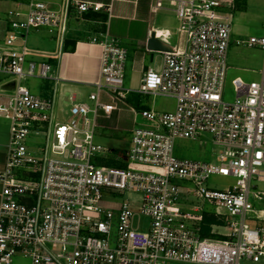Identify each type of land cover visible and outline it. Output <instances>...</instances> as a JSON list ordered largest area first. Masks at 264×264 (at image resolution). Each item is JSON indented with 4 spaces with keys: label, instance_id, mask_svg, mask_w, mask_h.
<instances>
[{
    "label": "built area",
    "instance_id": "built-area-1",
    "mask_svg": "<svg viewBox=\"0 0 264 264\" xmlns=\"http://www.w3.org/2000/svg\"><path fill=\"white\" fill-rule=\"evenodd\" d=\"M103 8L66 1L53 11L29 0L6 14L0 75L15 88L0 92V118L10 123L0 171V264H12L16 256L31 264H264V213L252 202L262 201L264 193L251 192L253 180L264 182V64L259 81L236 78L235 101H223L232 42L225 8L230 5L223 0H155L152 5L154 12L173 14L183 45L164 52L160 69L148 67L136 92L173 99L174 110L129 107L128 51L107 32L90 41L102 48L100 80L88 96L93 106L71 95L70 107L62 109L61 80L54 73L59 53L33 51L25 38L46 28L62 48L72 17ZM246 45L264 56V36L250 37ZM33 55L43 60L30 59ZM28 78L52 83L51 94H33L20 84ZM124 108L142 120L129 130L126 167L103 165L110 151L95 142L98 120H110ZM204 134L219 149L217 163L175 156L177 140ZM214 177L232 178L234 185L213 189L208 182ZM131 194L138 201L119 200ZM192 199L215 210L193 205V214L186 212L182 202ZM205 213L218 221L211 234L224 239L201 236ZM136 214L150 220L146 232L133 226Z\"/></svg>",
    "mask_w": 264,
    "mask_h": 264
},
{
    "label": "crops",
    "instance_id": "crops-1",
    "mask_svg": "<svg viewBox=\"0 0 264 264\" xmlns=\"http://www.w3.org/2000/svg\"><path fill=\"white\" fill-rule=\"evenodd\" d=\"M28 1L0 0V41L4 39L8 26L5 13L9 9L15 8L17 3H21L24 7ZM37 1L46 3L53 11H60L66 1H83L100 4L104 7L100 12H90L92 14V16L90 15V19L85 18V15L89 13L84 14L81 18L72 17L69 21L66 40L62 48L59 47L54 34L46 28L32 30L26 36L25 45L29 49L47 55L59 53L54 73L61 80V89H85L89 91V94L94 91V85L100 80V56L102 48L90 41L94 37L102 38V34L107 32L118 40L121 47L128 51L125 85L127 89L132 91L129 97L130 100L128 99L129 107L135 109L137 112L141 110L163 112L157 108L154 98L141 96L136 91L140 86L143 73L148 67L160 69L164 61V52L175 46L183 45V38L177 32L178 25L172 13L154 12L152 5L155 3V0H113L108 13L105 8L110 5V0ZM250 2L252 3L251 0H247V9L251 7ZM104 18H106V21H104ZM152 34L160 42V50L149 49L148 41ZM174 37L176 38V44L171 43ZM230 50L231 48H229ZM30 59L36 61L43 60L40 55H33ZM50 62L55 63L56 60L51 59ZM46 83L40 93L43 97L51 94L49 82L47 81ZM14 88L15 82L12 80L0 82V92H12ZM72 95L78 99L77 93ZM174 108L175 106L172 110ZM113 115L134 114L130 109L124 108L119 112H114ZM113 119H116V116ZM257 211H263L264 213V210Z\"/></svg>",
    "mask_w": 264,
    "mask_h": 264
},
{
    "label": "rangeland",
    "instance_id": "rangeland-1",
    "mask_svg": "<svg viewBox=\"0 0 264 264\" xmlns=\"http://www.w3.org/2000/svg\"><path fill=\"white\" fill-rule=\"evenodd\" d=\"M230 5V8H225V12L230 17L232 27V46L228 52V70L226 81L223 88V101L227 103L234 102L236 93L232 85V81L236 78H241L246 83L256 82L260 80L261 72L264 64L263 52L256 48L247 47L246 43L250 37L264 36V0H251V7L247 9V0H223ZM10 10V9H9ZM8 10V11H9ZM7 11V12H8ZM7 14V13H5ZM237 41L240 42L237 45ZM183 42V39H182ZM176 44V38L171 41ZM243 43V44H242ZM53 64V62H51ZM0 82L11 80L8 77L0 75ZM47 82V81H46ZM42 79L28 78L21 81V85L27 87L33 94L41 96V90L47 84ZM14 86L13 84H10ZM52 90V83H49ZM4 89V88H3ZM70 89V90H69ZM61 95L58 96V104L60 108L68 110L70 107V97L72 94H78V102L87 103L93 106V103L88 100L89 91L85 89L63 88ZM8 93L10 91H7ZM63 92V93H62ZM157 108L161 111L172 110L175 106V101L170 98L156 97L154 98ZM65 116V115H64ZM116 119H113L115 118ZM92 121L93 115H88ZM142 123L140 115H113L112 120H98L100 126L96 130L95 142L99 146L108 149L110 152L106 153L105 162L115 161L124 163L126 165V153L131 146V134L129 130L134 123ZM115 122V124H114ZM10 140V123L0 118V171L4 166V159L8 150ZM31 140L27 141V145L31 146ZM218 147L213 144V137L210 134H204L197 140H177L174 145L175 156L182 159H190L200 162L217 163ZM176 185L191 187V185L184 181H175ZM234 185L232 178L214 177L208 182V186L213 189L222 190ZM252 193H264V182L253 180L251 183ZM121 202L124 200L138 201L135 194L125 195L120 197ZM192 202V203H191ZM254 208L256 210H264V199L257 201L252 198ZM134 203L135 212H138L139 204ZM191 203V204H190ZM193 205H200L204 211H214L215 208L207 202H200L191 200L189 202L183 201L182 206L193 214L190 208ZM133 226L142 232H146L150 226V220L140 214H136L133 218ZM222 232H226L223 231ZM12 264H31L29 259L22 256H16ZM169 264H188L182 262H170ZM242 264H249L243 262Z\"/></svg>",
    "mask_w": 264,
    "mask_h": 264
},
{
    "label": "trees",
    "instance_id": "trees-1",
    "mask_svg": "<svg viewBox=\"0 0 264 264\" xmlns=\"http://www.w3.org/2000/svg\"><path fill=\"white\" fill-rule=\"evenodd\" d=\"M92 14L89 13L85 15V18L90 19ZM103 21V20H101ZM104 21H106V18H104ZM130 100V99H129ZM103 165L106 166H113L117 168H125L126 165L124 163H118L115 161H108L103 163ZM214 224H218V221L214 217L213 214L211 213H205L203 217V222H202V230H201V236L204 238H211V239H224V237L216 236L211 234V226Z\"/></svg>",
    "mask_w": 264,
    "mask_h": 264
},
{
    "label": "water",
    "instance_id": "water-1",
    "mask_svg": "<svg viewBox=\"0 0 264 264\" xmlns=\"http://www.w3.org/2000/svg\"><path fill=\"white\" fill-rule=\"evenodd\" d=\"M148 47L151 50L159 49L160 47V42L156 39L155 35L152 34L150 40L148 41ZM160 50V49H159ZM164 50V49H162Z\"/></svg>",
    "mask_w": 264,
    "mask_h": 264
}]
</instances>
